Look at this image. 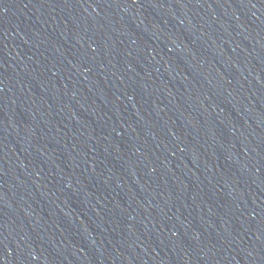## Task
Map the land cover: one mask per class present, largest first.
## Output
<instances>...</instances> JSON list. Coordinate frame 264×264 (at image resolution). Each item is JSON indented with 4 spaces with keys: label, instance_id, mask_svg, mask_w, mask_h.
<instances>
[{
    "label": "water",
    "instance_id": "water-1",
    "mask_svg": "<svg viewBox=\"0 0 264 264\" xmlns=\"http://www.w3.org/2000/svg\"><path fill=\"white\" fill-rule=\"evenodd\" d=\"M0 264H264V0H0Z\"/></svg>",
    "mask_w": 264,
    "mask_h": 264
}]
</instances>
